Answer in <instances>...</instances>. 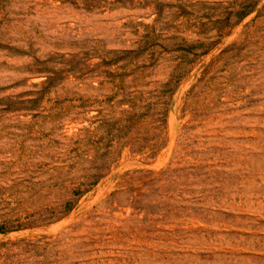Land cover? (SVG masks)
Returning <instances> with one entry per match:
<instances>
[{"label": "rangeland", "instance_id": "rangeland-1", "mask_svg": "<svg viewBox=\"0 0 264 264\" xmlns=\"http://www.w3.org/2000/svg\"><path fill=\"white\" fill-rule=\"evenodd\" d=\"M0 264H264V0H0Z\"/></svg>", "mask_w": 264, "mask_h": 264}]
</instances>
